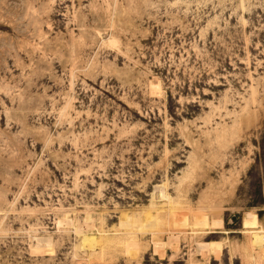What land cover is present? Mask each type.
<instances>
[{
	"label": "rangeland",
	"instance_id": "rangeland-1",
	"mask_svg": "<svg viewBox=\"0 0 264 264\" xmlns=\"http://www.w3.org/2000/svg\"><path fill=\"white\" fill-rule=\"evenodd\" d=\"M251 230L264 0H0V264H264Z\"/></svg>",
	"mask_w": 264,
	"mask_h": 264
},
{
	"label": "bare ground",
	"instance_id": "bare-ground-1",
	"mask_svg": "<svg viewBox=\"0 0 264 264\" xmlns=\"http://www.w3.org/2000/svg\"><path fill=\"white\" fill-rule=\"evenodd\" d=\"M249 215H251V214H249ZM66 219H68V218H66ZM67 221L64 222V220H63L64 223H67L68 224ZM142 232H144V231H141V233ZM249 233H250V236H249L250 239L249 240H250V248H251V250H255V249L262 250L263 249V244H264V238H263V233L264 232L263 231H260V230H251V231H249ZM80 237H81V241H80L81 242V246L88 247V248L91 249V251L94 250V249H96L97 246H99V245H97L99 243V239L96 236L89 235L87 233H82ZM151 241H152V239H151ZM134 242H136V241H127L124 244L125 250L128 251L131 247L137 248L138 247V244L137 243H134ZM137 242H140V241H137ZM257 242H259L261 244L260 245H256ZM156 243H155V245H156ZM218 243H215L214 241L213 242L205 243L202 249H206L208 251V250H212L213 248L214 249L215 248H218L219 247V244ZM160 245H162V244L160 243Z\"/></svg>",
	"mask_w": 264,
	"mask_h": 264
}]
</instances>
